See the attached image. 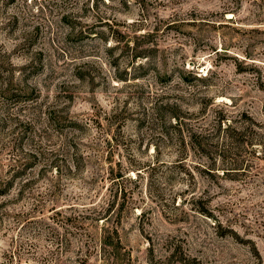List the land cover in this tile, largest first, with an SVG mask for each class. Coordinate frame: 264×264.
<instances>
[{
	"label": "rangeland",
	"instance_id": "obj_1",
	"mask_svg": "<svg viewBox=\"0 0 264 264\" xmlns=\"http://www.w3.org/2000/svg\"><path fill=\"white\" fill-rule=\"evenodd\" d=\"M0 264H264V0H0Z\"/></svg>",
	"mask_w": 264,
	"mask_h": 264
},
{
	"label": "trees",
	"instance_id": "obj_2",
	"mask_svg": "<svg viewBox=\"0 0 264 264\" xmlns=\"http://www.w3.org/2000/svg\"><path fill=\"white\" fill-rule=\"evenodd\" d=\"M145 49H143V50H141V51H139V52H137V53H135V54H133L134 56H146L147 54H146V52L144 51ZM138 76V75H137ZM137 76H135V77H137ZM115 237H116V239L114 240V239H112V238H110V237H104L103 238V244H114V245H116V243L117 242H119V236H118V231H117V229H115ZM105 256V255H104ZM106 259H108V257H106Z\"/></svg>",
	"mask_w": 264,
	"mask_h": 264
}]
</instances>
